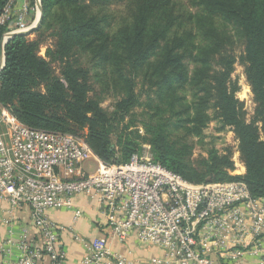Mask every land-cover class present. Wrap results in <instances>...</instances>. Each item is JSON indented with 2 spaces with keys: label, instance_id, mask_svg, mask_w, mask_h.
Returning <instances> with one entry per match:
<instances>
[{
  "label": "trees",
  "instance_id": "16d2710c",
  "mask_svg": "<svg viewBox=\"0 0 264 264\" xmlns=\"http://www.w3.org/2000/svg\"><path fill=\"white\" fill-rule=\"evenodd\" d=\"M109 1L41 0L43 17L33 32L55 29V49L47 50V60L40 55L42 34L36 39L28 34L12 37L0 72V103L35 128L76 135L86 130L82 135L100 159L123 164L143 149L138 130L119 128L142 103L136 92L142 76L159 102L154 115L159 118L145 124L143 138L154 161L197 184L243 180L254 197L264 198V0H191L195 13L174 0H136L132 23L113 35L91 12ZM8 2L0 0V17ZM219 20L235 25L245 41L241 62L256 104L251 121L232 76L237 57L221 53L228 36ZM7 32L8 26L0 24V49ZM78 51L104 54L114 67L116 87L124 95L112 113L90 97L89 71L75 59ZM187 59L195 63L193 71ZM54 61L62 63L59 75ZM186 87L195 92L190 105L180 96ZM210 109L234 128L245 174L231 175L235 163L230 151L221 154L212 147L206 157L192 159L187 137L202 135ZM181 129L187 136L183 139L175 134Z\"/></svg>",
  "mask_w": 264,
  "mask_h": 264
},
{
  "label": "built area",
  "instance_id": "2783aa9c",
  "mask_svg": "<svg viewBox=\"0 0 264 264\" xmlns=\"http://www.w3.org/2000/svg\"><path fill=\"white\" fill-rule=\"evenodd\" d=\"M31 11L37 19L29 24ZM39 12L40 0L33 6L9 0L0 24L8 26L7 35L25 32ZM77 194L99 203L110 230L86 245L84 264H132L110 248L109 237L124 243L133 236L164 251L151 264H218L214 256L237 260L247 252L264 264V198L254 197L245 181L190 182L154 161L150 145L127 163L109 164L86 135L32 127L0 103V221L9 228L7 244L20 251L12 264H41L44 257L63 264L60 235L67 227L48 211L73 206ZM25 208L30 221L15 241L16 215ZM81 215L77 209L74 220Z\"/></svg>",
  "mask_w": 264,
  "mask_h": 264
},
{
  "label": "rangeland",
  "instance_id": "374dc122",
  "mask_svg": "<svg viewBox=\"0 0 264 264\" xmlns=\"http://www.w3.org/2000/svg\"><path fill=\"white\" fill-rule=\"evenodd\" d=\"M28 1L32 6L34 5L32 0ZM174 1L181 5V7L187 8L194 13L197 11V9L191 5V0ZM135 2L136 0H110L106 3V5L101 6L100 8L93 7L91 12L97 13L103 19L102 26L105 32L113 35L124 25L132 23L136 8ZM31 12L30 16L32 20L29 21V24L34 23L37 19L36 11ZM218 24L226 31L228 36V43L221 53L232 54L237 57L235 70L232 76L233 80L237 81L240 87V91L237 96L239 100L244 103L246 119L247 121H251L255 114L256 104L251 87L246 78L245 65L241 62V57L244 54L245 41L240 30L235 25L223 22L222 20H219ZM54 33L55 29L46 30L43 27L40 32H31L28 34L30 39H36L38 35L42 34L41 38L43 44L41 45L40 55L47 58V60L51 59L47 56V50L49 48L54 50L57 42ZM74 57L81 66L89 71L90 97L99 99L102 103V107L112 113L115 110L116 103L120 101L124 95L121 88L116 87L115 78L117 76L114 73V67L105 59L104 54L78 51ZM186 63L191 71L196 68L195 63L191 59H187ZM61 66L62 63L59 61L52 62V67L58 75L60 74ZM136 92L141 96L142 103L139 107L132 111V116L127 117L119 125V128L120 131H122L125 126L129 125L130 130H138L140 142H142L144 146L148 145L146 140L144 141L147 137L144 129L145 124L150 122L152 119L157 121L159 118L158 116H154L158 111H156V106L159 102L156 100L153 90L150 89L149 83L143 79L142 76L137 79ZM194 93L195 92L191 87H186L180 93L182 102L188 105L192 104L195 100ZM148 94L152 96L151 100L148 99ZM160 113H165L164 116H166L168 112H164V107H162ZM209 115V123L204 128L201 136L187 137L186 132L183 129L175 132V134L181 139H183V137H187L192 147L193 160L196 161L201 157H206L207 152L212 147L217 148L221 154H225L230 151L232 152L235 163V170L231 172V175L237 176L245 174L246 169L240 157L239 140L235 134L234 128L225 125L222 119L219 118L215 109H210ZM85 132L86 130L81 131L80 134H85ZM92 171H94V169H91V172Z\"/></svg>",
  "mask_w": 264,
  "mask_h": 264
},
{
  "label": "crops",
  "instance_id": "0c3cea01",
  "mask_svg": "<svg viewBox=\"0 0 264 264\" xmlns=\"http://www.w3.org/2000/svg\"><path fill=\"white\" fill-rule=\"evenodd\" d=\"M73 201V206L50 209L48 215L53 220L67 227V230L60 235V248L66 253L63 264H84L86 245L103 235L109 236L110 230L107 227V219L96 200L84 194H77L74 196ZM77 209H81L82 215L78 220H74ZM16 220V236H14V240L18 241L21 225L30 221L29 210L25 208L18 212ZM8 230L9 228L0 221V259H4L7 264H12L19 256L20 251L17 243L13 245L7 244L6 241L10 236ZM34 232L35 230L32 231L33 234ZM74 233L80 236V240L75 239ZM109 246L114 252L126 256L132 264H151L153 258L164 256L162 249L152 245L141 244L134 236L124 243L116 238L109 237ZM261 246L264 247V233L261 236ZM213 258L218 264H260L261 262V256L251 252H247L237 260L223 259L219 256H214ZM41 264H50L48 257H44Z\"/></svg>",
  "mask_w": 264,
  "mask_h": 264
},
{
  "label": "water",
  "instance_id": "95a60500",
  "mask_svg": "<svg viewBox=\"0 0 264 264\" xmlns=\"http://www.w3.org/2000/svg\"><path fill=\"white\" fill-rule=\"evenodd\" d=\"M42 20V6H41V2H40V16H39V19L36 23V25L31 28L30 30L28 31H25V32H15V33H12L10 35H7L5 34L3 39H2V47L0 49V62L2 63V67L0 69V72L2 71V69L5 67V63H6V56H5V45L7 44V42L12 38L14 37L15 35L17 34H29L31 32H33L40 24Z\"/></svg>",
  "mask_w": 264,
  "mask_h": 264
},
{
  "label": "bare ground",
  "instance_id": "6f19581e",
  "mask_svg": "<svg viewBox=\"0 0 264 264\" xmlns=\"http://www.w3.org/2000/svg\"><path fill=\"white\" fill-rule=\"evenodd\" d=\"M39 16H40V12H39ZM39 18V17H38ZM1 67H2V63L0 62V69H1Z\"/></svg>",
  "mask_w": 264,
  "mask_h": 264
}]
</instances>
